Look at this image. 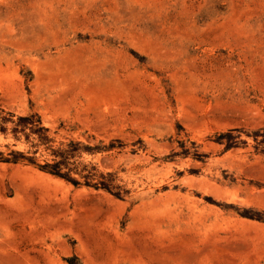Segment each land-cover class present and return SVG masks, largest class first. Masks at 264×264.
Segmentation results:
<instances>
[{
    "label": "rangeland",
    "instance_id": "obj_1",
    "mask_svg": "<svg viewBox=\"0 0 264 264\" xmlns=\"http://www.w3.org/2000/svg\"><path fill=\"white\" fill-rule=\"evenodd\" d=\"M0 264H264V0H0Z\"/></svg>",
    "mask_w": 264,
    "mask_h": 264
}]
</instances>
